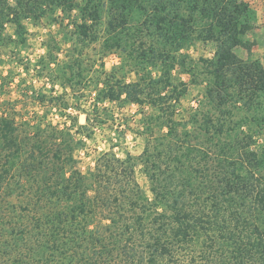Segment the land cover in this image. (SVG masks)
<instances>
[{"label":"trees","instance_id":"obj_1","mask_svg":"<svg viewBox=\"0 0 264 264\" xmlns=\"http://www.w3.org/2000/svg\"><path fill=\"white\" fill-rule=\"evenodd\" d=\"M74 11L80 15L75 23L78 41L97 40L104 28V48L126 53L124 59L134 62L130 72L136 81L126 83L113 70L98 82L103 86L97 96L111 102L124 100L123 96L126 102L150 105L167 132L161 138L148 137L137 163L131 156L120 160L101 152L93 170L84 174L75 167L77 143L70 135L51 125L18 119L13 107L3 111L0 200L7 190L26 191V182L38 213L31 217L32 231L24 234L12 228L1 237L0 252L6 246L17 251L16 257L4 261L1 253L0 264H29L21 254L27 236L38 245L37 250L23 245L34 252L35 264H58L46 253L54 248L53 254L68 257V246L74 242L65 237L68 232L88 237L85 241L97 248L95 255L83 259H103L110 243L108 255L115 252L131 264H195L192 256L199 246L204 259H219L207 260L208 264H264V147L252 148L255 138L264 139V69L235 53L237 48L250 51L245 35L256 21L254 11L240 0H0V43L6 38L7 23L15 25L24 43L25 21L58 22ZM197 41L213 42L215 51L189 67L179 53ZM46 48L45 71L59 51L51 45ZM176 65L205 76L201 120L195 122L206 146L193 144L195 135L186 130L181 138H172L177 126L174 104L185 91V84L178 87L171 81ZM147 66L158 67L159 76L148 74ZM75 70L70 66L59 71L69 84L81 75ZM54 71L48 69L47 76ZM31 91L21 92L41 104L49 98ZM62 106L68 109L67 103ZM89 123L86 115V125L78 130L87 129ZM153 143L157 145L150 151ZM139 164L149 193L135 179ZM33 204L28 201L26 206ZM100 214L108 223L105 234L98 235L90 228ZM7 216L0 209V232Z\"/></svg>","mask_w":264,"mask_h":264},{"label":"rangeland","instance_id":"obj_2","mask_svg":"<svg viewBox=\"0 0 264 264\" xmlns=\"http://www.w3.org/2000/svg\"><path fill=\"white\" fill-rule=\"evenodd\" d=\"M240 1L248 4L249 8L254 11L256 21L245 35L246 41L251 44L250 51L237 48L235 53L243 60L257 61L264 69V0ZM61 16L62 14L58 12L57 17ZM66 18L58 22L49 18H42L36 22L25 21L23 23L24 43H21L17 37L15 25L12 23L5 25L6 38L0 43V114L3 111L5 113L12 111L13 107V111L18 114V119L27 118L30 121L40 122L43 126L51 125L62 130L64 134L70 135L77 143L73 148L75 167L84 174L93 170L95 159L101 152H107L120 160L131 156L137 163L147 145L149 136L153 138L165 136L167 130L163 128V120L158 119L157 110L150 105L126 102L123 96L121 99L124 100L113 102L97 96L99 89L103 86L101 82H98L104 80L105 76L113 70L115 76L126 83L136 81V76L130 72L135 67L134 62L129 61L128 58L124 59L126 53L108 52L104 48V28L99 31L97 40L78 41L75 23L80 21L79 13L74 11L71 17ZM46 45L55 46L59 48V51L54 60H49L52 62L51 66L45 71L43 63L48 61ZM214 51L213 42L197 41L182 49L179 54L186 57V63H189L190 67V64L196 65L199 59L211 58ZM121 63L123 67L119 69ZM70 66H75V72L81 75H75L76 78L68 84L59 70L63 73L68 71ZM143 68L144 66H141L138 70ZM48 69H55L50 77L47 76ZM159 70L158 67H146L147 73L153 78L159 76ZM204 77L197 70L188 72L187 68L179 65H176L171 73L173 85L180 87L179 83L185 84V91L179 102L174 104L172 112V118L177 122V126H173L175 132L172 138H181L182 132L186 130L195 135L192 143L196 146H204L207 143L205 136L199 130V122L198 124L195 122V120H201L199 113L204 101L206 85ZM23 90H33L31 92L35 90V93H44L49 98L46 99L45 104H41L33 96H24L21 92ZM57 96L59 99L55 102L50 98ZM63 102L67 103L68 109L61 108ZM86 115L90 119L87 129L78 130V127L86 125ZM156 145L157 143L151 144L150 151H153ZM263 147L264 139L255 138L252 148L259 151ZM134 170L135 179L140 187L149 193L150 185L142 166L139 164ZM24 185L26 191L13 188L14 192L10 193L7 190L6 195L0 200V209L8 214L3 231L0 232V239L12 228L16 231H24V234L32 231L29 225L33 224L31 217L38 213V207L33 204V191L29 190L28 183L24 182ZM28 201L33 206L27 207ZM107 223L100 214L90 229H96L97 234L100 231L105 234L104 225ZM67 234L66 238L74 239V242L68 246V257L58 253L53 254L54 248H50L46 253L49 259L58 260V264H93L97 261L96 264H131L128 259L115 256V252L114 255H108V251H112L110 243L109 249L103 252V259L96 261L95 256L94 259H83L91 254L95 255L97 248L91 242L85 241L88 237H75L74 234V236L70 235V232ZM66 238L64 241H69ZM26 239L24 244H27L30 249L37 250V242L28 236ZM4 241H9L8 237ZM24 244L22 242L21 248L24 260L29 264H35L34 252L31 250L29 252L23 247ZM199 247L197 254L192 256L195 264H208L207 260L210 262L219 260L204 259L203 255L199 254ZM3 250L0 252V257L3 253V258H1L3 261L10 256L16 257V248L13 250L12 247L8 249L6 246ZM184 260L189 261V259Z\"/></svg>","mask_w":264,"mask_h":264}]
</instances>
